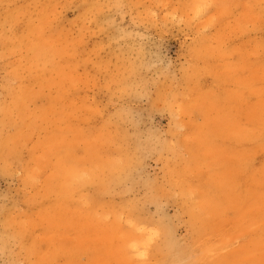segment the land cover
I'll return each mask as SVG.
<instances>
[{"label": "rangeland", "instance_id": "rangeland-1", "mask_svg": "<svg viewBox=\"0 0 264 264\" xmlns=\"http://www.w3.org/2000/svg\"><path fill=\"white\" fill-rule=\"evenodd\" d=\"M0 264H264V0H0Z\"/></svg>", "mask_w": 264, "mask_h": 264}, {"label": "bare ground", "instance_id": "bare-ground-1", "mask_svg": "<svg viewBox=\"0 0 264 264\" xmlns=\"http://www.w3.org/2000/svg\"><path fill=\"white\" fill-rule=\"evenodd\" d=\"M148 250H149L148 247H144V246L140 249V251H141V258L146 259V258L149 257Z\"/></svg>", "mask_w": 264, "mask_h": 264}]
</instances>
